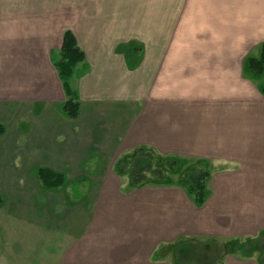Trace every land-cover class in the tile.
<instances>
[{
    "label": "crops",
    "instance_id": "1",
    "mask_svg": "<svg viewBox=\"0 0 264 264\" xmlns=\"http://www.w3.org/2000/svg\"><path fill=\"white\" fill-rule=\"evenodd\" d=\"M68 30L85 53L69 79L76 118L63 112L56 67ZM263 41L264 0H0V104L13 94L31 103L40 156L117 159L145 147L210 171L200 207L178 182L112 184L48 261L261 264L264 77L244 62Z\"/></svg>",
    "mask_w": 264,
    "mask_h": 264
},
{
    "label": "rangeland",
    "instance_id": "2",
    "mask_svg": "<svg viewBox=\"0 0 264 264\" xmlns=\"http://www.w3.org/2000/svg\"><path fill=\"white\" fill-rule=\"evenodd\" d=\"M9 96L11 99L0 104V195L5 200L0 208V264H52L48 259L58 253L50 252L49 247L57 251L68 245V236L77 230L79 213L97 209V203L92 207L90 201L94 203L100 193L109 198L116 189L112 184L127 185L128 175L119 176L115 164L132 152L117 159L80 158L71 162L68 158L40 156L34 147L35 138L44 133H38L35 123L30 122L31 103L19 102L14 94ZM48 164L64 170L65 186L43 187L36 170ZM179 175L172 176L174 183ZM108 182L111 189L105 188ZM81 199L83 202L78 203ZM203 257L195 254L191 260L205 264Z\"/></svg>",
    "mask_w": 264,
    "mask_h": 264
},
{
    "label": "trees",
    "instance_id": "3",
    "mask_svg": "<svg viewBox=\"0 0 264 264\" xmlns=\"http://www.w3.org/2000/svg\"><path fill=\"white\" fill-rule=\"evenodd\" d=\"M85 59V53L77 43L72 31L68 30L63 35L61 47V57L56 62L59 76L63 82L67 93V100L62 109L65 115L76 118L79 112V101L76 94L72 91L69 79L74 73L76 65ZM245 71L253 78L259 79L264 76V41L260 46V53L257 56H248L244 62ZM264 95V82L261 86ZM115 171L119 176L128 175V183L123 187V192L139 188L148 183L172 184V176L179 175V181L187 192L193 197L197 206H202L205 202L206 180L210 176V171L204 161H197L194 164L185 165V162L176 157H163L155 151L140 147L131 154L122 157L115 164ZM36 173L46 189H59L62 187L66 178L64 174L56 172L48 167H40ZM177 182V181H176ZM5 204V200L0 195V208ZM263 238H257L253 242V248L260 251V261L264 264V242ZM250 244V243H248ZM239 243L233 244L237 246ZM252 245V244H250ZM246 254V250L240 249Z\"/></svg>",
    "mask_w": 264,
    "mask_h": 264
}]
</instances>
